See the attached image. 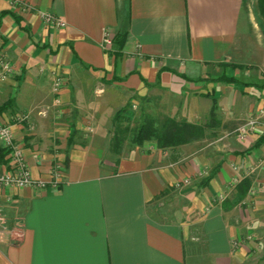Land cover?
<instances>
[{
	"label": "crops",
	"instance_id": "1",
	"mask_svg": "<svg viewBox=\"0 0 264 264\" xmlns=\"http://www.w3.org/2000/svg\"><path fill=\"white\" fill-rule=\"evenodd\" d=\"M24 1L66 26L0 0L29 30L0 17V62L13 68L0 78V125L33 179L58 169L61 182L0 186V264H264V143L254 146L264 133L241 141L228 130L264 112L256 0ZM105 29L126 30L121 49L103 48ZM135 109L201 136L128 142Z\"/></svg>",
	"mask_w": 264,
	"mask_h": 264
},
{
	"label": "built area",
	"instance_id": "2",
	"mask_svg": "<svg viewBox=\"0 0 264 264\" xmlns=\"http://www.w3.org/2000/svg\"><path fill=\"white\" fill-rule=\"evenodd\" d=\"M12 8L18 10H28L35 11L38 16L45 22L46 25L54 26L55 28H64L66 26V21L59 16L50 14L43 10H38L33 8L29 3L24 0H8ZM113 41L112 33L109 29L104 30L102 46L105 50L111 49ZM1 73L0 78H5L7 74L12 72V65L7 61L0 62ZM64 81L61 75H55L53 81V91L57 93L62 87ZM260 114L251 113L247 116L243 122L239 123L232 133L239 139H246L251 133L257 130L259 124V118L262 115V110L259 111ZM0 144L3 148L8 150L10 156L11 168L0 175V186H31L34 188H46L48 186L52 188H57L61 182V173L58 169L53 171L52 177L49 180L44 179H33L30 175L27 164L24 160L22 151L20 147L15 143L14 135L12 129L7 124L0 125ZM186 183V181L184 182ZM177 186L179 184H176ZM7 231L6 220L0 215V235Z\"/></svg>",
	"mask_w": 264,
	"mask_h": 264
},
{
	"label": "trees",
	"instance_id": "3",
	"mask_svg": "<svg viewBox=\"0 0 264 264\" xmlns=\"http://www.w3.org/2000/svg\"><path fill=\"white\" fill-rule=\"evenodd\" d=\"M257 3V11L260 17L262 18V22H264V0H256ZM6 14H10L18 27L29 34V30L24 28L22 22L15 13H9L7 11H0V17ZM126 37V30L122 29L118 31L113 36V44L119 50L122 48ZM116 49V50H117ZM232 67H238L237 65ZM216 80L226 81L230 83H234L238 81L235 77H226L221 76ZM213 103L215 105V100L213 99ZM6 107V104L0 106V112L3 108ZM214 108H212L213 110ZM201 136V128L195 124L188 123L186 121L178 122L172 118H165L162 120L159 128L155 127L154 120L145 116L143 121L139 124V126L134 130L132 136V142L136 144L142 143L146 139L155 138L157 145L159 147H164L168 145H174L181 142H184L188 138L200 137ZM264 143V134H262L254 143L255 147H258L260 144ZM7 151L4 148L0 147V158L4 157ZM215 170H212L210 176H208L204 181L207 182L211 174H213Z\"/></svg>",
	"mask_w": 264,
	"mask_h": 264
},
{
	"label": "rangeland",
	"instance_id": "4",
	"mask_svg": "<svg viewBox=\"0 0 264 264\" xmlns=\"http://www.w3.org/2000/svg\"><path fill=\"white\" fill-rule=\"evenodd\" d=\"M253 3V2H252ZM254 4V3H253ZM252 6V9H253V11H254V13H255V18H256V23H257V30H256V32H257V34L258 35H261L260 34V32H262V33H264V22H262V18L260 17V15L258 14V11H257V3H256V6L254 7L253 5H251ZM45 12H47V11H45ZM48 13H50V14H53V13H51V12H48ZM55 15V14H54ZM56 16V15H55ZM60 17V16H59ZM106 30V29H105ZM258 40V42L260 41V43L262 42L261 41V38H258L257 39ZM251 40L248 38V40H246V42L247 43H249ZM112 46H113V41H112V45H111V48H112ZM110 50V49H109ZM261 57L262 58H264V54H262L261 55ZM245 62L244 63H249V61H247V60H244ZM246 64V65H247ZM239 78H241V79H246V80H253V79H255V77H254V75H253V77L252 76H248V75H246V76H243V74H240L239 75ZM54 81V80H53ZM63 86V85H62ZM151 106V105H150ZM136 110L137 109H135V111L132 113V115H130L129 116V119H128V125H127V127H128V130H129V132L127 131V132H125V134L123 135V137L124 138H126V139H128V142H131L132 141V136H133V131H134V129L138 126V124L141 122V118L139 117H137V115H136ZM257 114H260V113H257ZM144 115V114H143ZM142 115V116H143ZM245 119V118H244ZM243 118H241V119H238L236 122H234L230 127H229V131H233V129H235V127L239 124V123H241V122H243V120H244ZM157 120H159V118H157ZM143 121V120H142ZM261 128V132L262 133H264V119H262L261 117L259 118V124H258V127H257V130L258 129H260ZM230 135H234L233 133H231ZM229 135V136H230ZM114 140V139H113ZM245 140V139H244ZM244 140H241V141H244ZM127 141V140H126ZM114 142V141H113ZM114 146H117L119 143H112Z\"/></svg>",
	"mask_w": 264,
	"mask_h": 264
}]
</instances>
